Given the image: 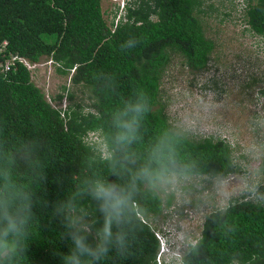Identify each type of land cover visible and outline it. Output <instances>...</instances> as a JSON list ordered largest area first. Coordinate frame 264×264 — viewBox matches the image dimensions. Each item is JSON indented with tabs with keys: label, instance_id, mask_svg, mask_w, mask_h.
<instances>
[{
	"label": "trees",
	"instance_id": "16d2710c",
	"mask_svg": "<svg viewBox=\"0 0 264 264\" xmlns=\"http://www.w3.org/2000/svg\"><path fill=\"white\" fill-rule=\"evenodd\" d=\"M200 1L128 0L123 14L108 23L101 0H0V62L14 54L30 61L48 56L91 98L77 102L75 91L63 84L53 95L68 99L61 116L21 61L13 60L8 69L0 64V168H10L33 198L29 247L20 264H62L70 240L64 214L56 209L69 199L77 226L91 229L93 236L100 232L103 201L83 191L81 181L115 180L113 172H119V183L126 184L136 169L125 165V154L134 155L137 168L149 166L161 176L150 186L137 182L134 202L119 225L127 233L126 247L119 257L113 250L104 264H158L160 241L147 218L170 203L156 189L169 173L216 177L238 169L227 141L195 140L176 131L159 99L162 73L173 54L194 70L209 63L215 43L196 13ZM244 13L247 27L264 36V0H247ZM134 103L148 107L138 139L118 147L114 113ZM90 130L100 139L84 141ZM181 264H264V203L241 196L209 211Z\"/></svg>",
	"mask_w": 264,
	"mask_h": 264
},
{
	"label": "rangeland",
	"instance_id": "374dc122",
	"mask_svg": "<svg viewBox=\"0 0 264 264\" xmlns=\"http://www.w3.org/2000/svg\"><path fill=\"white\" fill-rule=\"evenodd\" d=\"M120 2L101 0L108 23L123 14ZM243 8L240 0H201L196 13L215 43L207 67L191 69L175 53L162 73L159 99L172 127L195 140L224 139L238 169L216 177L172 172L157 182L163 201L170 199L162 213L147 218L164 248L159 247L158 264H181L180 255L200 235L209 211L241 196L264 203V36L245 25ZM32 80L57 105L61 101L53 95L63 84L75 91V101H91L89 90L73 85L48 56L32 70Z\"/></svg>",
	"mask_w": 264,
	"mask_h": 264
},
{
	"label": "clouds",
	"instance_id": "9594fccd",
	"mask_svg": "<svg viewBox=\"0 0 264 264\" xmlns=\"http://www.w3.org/2000/svg\"><path fill=\"white\" fill-rule=\"evenodd\" d=\"M122 1L123 3H118L120 9H123L124 3L128 0ZM240 1L245 10L246 3L243 0ZM117 17L114 19L115 22ZM50 60L52 61L51 58ZM72 71L73 69L70 73ZM60 101L61 104L58 106L63 110L66 109L67 98L64 96ZM147 111L146 103H134L126 105L123 111L114 113L113 125L116 129L115 142L118 147L131 146L137 141L140 119ZM90 131L99 135L96 130ZM94 136L92 140H96ZM123 160L126 166L136 169L130 174L126 184L119 183V172H113V175L117 177L115 180L94 178L87 182L81 181L83 191L90 192L94 199L103 201L101 210L106 212L105 222L96 236H93L91 229H82L77 226L78 218L72 216L75 211L74 199L65 201L56 209L58 214H64L67 237L70 240L68 252L61 255L62 264H104L113 250L119 257L126 247L127 233L119 225L123 222L122 217L129 204L134 202L131 199L132 192L139 181L144 182L146 186L152 185L160 178L161 172L149 166L137 168V161L133 154H125ZM33 215V198L30 189L19 183L10 168H0V264H20L21 260L26 258L29 247L26 229ZM114 221L116 222L115 231L113 230ZM85 231L87 235L84 234ZM89 236L92 237L91 241L88 239ZM160 248L164 249L161 241ZM158 254L161 252H157V261ZM181 257L182 255L180 260Z\"/></svg>",
	"mask_w": 264,
	"mask_h": 264
},
{
	"label": "built area",
	"instance_id": "2783aa9c",
	"mask_svg": "<svg viewBox=\"0 0 264 264\" xmlns=\"http://www.w3.org/2000/svg\"><path fill=\"white\" fill-rule=\"evenodd\" d=\"M121 3H123V1L121 0ZM4 44L6 43V41H4L3 42ZM15 59H18L19 61H21L30 71H31V73H32V70L34 69V67H36L38 64H40V62L39 61H37V62H35V61H30V60H28L27 58H25V57H23V56H19V55H16V54H14V55H12V57L11 58H8V59H5V61L2 63V62H0V64H3V69H8L9 67H10V64L13 62V60H15ZM44 96H45V98L50 102V104L53 106V107H55V108H58L59 110H60V114H61V116H64L65 114H64V110H63V108H60L57 104H55V103H53L52 102V99H51V96H50V94H49V92L48 91H45L44 92ZM95 135V132L94 131H89L88 133H87V135L84 137V140L85 141H89V140H92V136H94ZM155 235L158 237V238H160V236H159V234H158V232L155 230Z\"/></svg>",
	"mask_w": 264,
	"mask_h": 264
}]
</instances>
